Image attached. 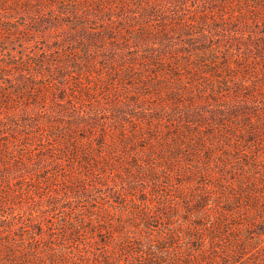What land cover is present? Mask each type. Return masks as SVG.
<instances>
[{"label":"rangeland","instance_id":"1","mask_svg":"<svg viewBox=\"0 0 264 264\" xmlns=\"http://www.w3.org/2000/svg\"><path fill=\"white\" fill-rule=\"evenodd\" d=\"M0 147V217L94 264L172 216L264 241V17L254 0H0ZM242 249L264 264V244Z\"/></svg>","mask_w":264,"mask_h":264},{"label":"trees","instance_id":"2","mask_svg":"<svg viewBox=\"0 0 264 264\" xmlns=\"http://www.w3.org/2000/svg\"><path fill=\"white\" fill-rule=\"evenodd\" d=\"M138 1L149 4L152 0ZM254 4L260 16L264 17V0H254ZM238 11L241 16L246 15L244 8ZM18 91L20 94V90ZM13 96V93L2 95L3 105L8 102V98L11 101ZM55 136L58 138V133ZM65 137L66 134L61 133L60 138L64 140ZM5 142L10 143L9 140ZM0 156L3 162L7 158L4 153H0ZM173 217H168L166 232L159 236V241H154L143 230L140 231L143 234L139 241L134 244L131 243L129 234L123 236V239L116 234L114 242L110 243V261L106 258L105 264H130V261L122 262L119 257L122 255L120 252L126 253L127 250L128 253H135L131 264H239L241 260H247L243 257L246 252L242 248L256 250L264 244L261 238L251 236L252 222L241 228L239 221H226L223 215L221 220L217 219L213 223L211 215L202 213L197 216V225L187 231L183 225H174ZM75 219V215L65 217V223H70L66 228L73 233H77L75 225H72ZM209 221L214 224L213 230L208 228ZM17 227L16 221L0 217V264H94L91 255L83 251L79 243L71 248L65 243L54 246L49 240L43 242L37 238V234L28 230L19 233L16 231ZM227 238L229 245L225 244ZM236 247H242L243 253H236Z\"/></svg>","mask_w":264,"mask_h":264}]
</instances>
